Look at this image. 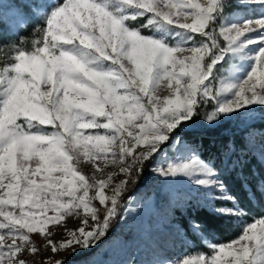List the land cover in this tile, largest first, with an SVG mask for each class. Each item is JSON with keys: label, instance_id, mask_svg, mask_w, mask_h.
<instances>
[{"label": "snow or ice", "instance_id": "snow-or-ice-1", "mask_svg": "<svg viewBox=\"0 0 264 264\" xmlns=\"http://www.w3.org/2000/svg\"><path fill=\"white\" fill-rule=\"evenodd\" d=\"M256 107L264 0H0V264H68L95 248L149 175L168 233L146 264H264V216L225 242L190 220L199 249L174 223L190 209L248 217L232 175L249 200L264 196ZM226 121L244 136L215 157L185 139ZM150 200L139 207L151 215ZM177 243L191 250L174 255Z\"/></svg>", "mask_w": 264, "mask_h": 264}, {"label": "rangeland", "instance_id": "rangeland-1", "mask_svg": "<svg viewBox=\"0 0 264 264\" xmlns=\"http://www.w3.org/2000/svg\"><path fill=\"white\" fill-rule=\"evenodd\" d=\"M256 107V113L259 116V109ZM237 125L244 128V125L235 121ZM257 122L264 123V120ZM160 185L152 176H147L143 184L137 192L132 195L135 202L130 206L135 208V212H130L127 223H121L115 227V234L106 239L101 240L96 250L86 257L73 264H87L89 260H94L98 264H146L147 261L158 258L156 241L161 238L162 234L168 233V219L164 216V198L158 192ZM148 197H151L149 203L156 202L158 206L152 208L150 215L148 210L141 211L140 205H143ZM242 227L243 223L251 220H235ZM175 223V222H174ZM70 227L73 225L70 223ZM175 226H177L175 224ZM178 227V226H177ZM60 235H56L54 239H60ZM170 239H174V234ZM203 242V240L200 238ZM37 244L41 243L39 238H36ZM177 249L174 255L191 250L181 247L177 243ZM45 255H50L46 253ZM61 256L66 253L59 254ZM59 258V256L57 257Z\"/></svg>", "mask_w": 264, "mask_h": 264}, {"label": "trees", "instance_id": "trees-1", "mask_svg": "<svg viewBox=\"0 0 264 264\" xmlns=\"http://www.w3.org/2000/svg\"><path fill=\"white\" fill-rule=\"evenodd\" d=\"M24 34L27 35L28 33ZM259 114H264V108L259 109ZM255 127L257 129L264 128V123L256 122ZM244 131L245 128L237 125L235 121H226L216 127H209L203 122H198L191 129L187 130L184 133V136L185 139L198 143L205 155L215 157L219 155L220 150L226 143L234 141L239 144L242 140V137L244 136ZM251 166L252 169L257 173L264 170L261 168L257 160H253ZM144 179H142L135 187L131 188L127 195L132 196L133 194H135L139 187L143 184ZM229 180L232 185L237 187L238 196L251 210L250 215L244 219L251 220L252 216H264V196L258 194L257 198L254 201L249 200L248 192L243 183L239 181L238 177L232 175L231 177H229ZM249 187L252 186L249 185ZM192 219H195L197 222L203 224L209 230V232L212 233L215 240L218 242L231 240L240 234L241 226L238 222H236L235 220L223 222L219 221L213 218L208 213L207 209H190L186 212L178 211L175 214L174 222L181 229L182 233H187L185 239H187L188 243L194 244L197 249L203 247V242L200 240V237L194 235L191 231L189 221ZM113 234H115V228L111 230L104 239ZM97 246L87 252H81L76 256L69 257L68 264H73L83 257L88 256L96 250Z\"/></svg>", "mask_w": 264, "mask_h": 264}]
</instances>
